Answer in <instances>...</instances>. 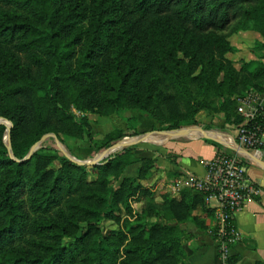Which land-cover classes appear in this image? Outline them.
Wrapping results in <instances>:
<instances>
[{"label":"trees","instance_id":"obj_1","mask_svg":"<svg viewBox=\"0 0 264 264\" xmlns=\"http://www.w3.org/2000/svg\"><path fill=\"white\" fill-rule=\"evenodd\" d=\"M239 32L264 38V0H0V118L12 124L9 143L0 124V264H191L181 226L209 231L214 209L193 191L158 201L140 183L155 161L135 157L138 143L92 167L56 146L25 158L49 134L93 154L139 135L133 116L132 135L97 139L90 116L211 130L205 112L237 131V98L264 94V41L255 61L228 58Z\"/></svg>","mask_w":264,"mask_h":264},{"label":"crops","instance_id":"obj_2","mask_svg":"<svg viewBox=\"0 0 264 264\" xmlns=\"http://www.w3.org/2000/svg\"><path fill=\"white\" fill-rule=\"evenodd\" d=\"M240 34L241 36H253L255 37V41H264L262 40L263 37L255 32H241ZM237 48L240 49V46H237ZM243 52L239 50L235 53L242 55L240 58H237L235 55V59H233L230 57L232 54H229L228 58L234 62L240 59L246 62L253 59L256 60V57H253L251 53L249 59L245 58V53ZM157 125L156 122H149L151 129H156ZM144 128V131L147 132L143 133L150 132L145 126ZM203 130L207 132L211 130L219 131L223 139L225 138L229 143L237 142V131L226 128L224 125L214 127L211 130ZM193 131L199 132L196 129L191 132ZM154 132L161 133L156 130ZM167 134L168 137L160 140V143L154 141L148 142L144 138L145 136H142L144 139L137 142L138 146L135 151L137 159H153L155 161L149 177L146 180L140 181V183L144 187L149 188L158 201L161 200L163 194H170L172 197L178 198L183 191H191L184 186L177 188L176 183L190 176L203 177L206 174L204 166L206 161L226 154L227 150H232L212 138L202 137L200 132L195 134L197 137H190L188 134L175 135L170 132H167ZM198 134L200 135L198 136ZM262 140L264 141V135ZM228 155L231 154L229 153ZM243 159L246 162V179L248 184L260 187L262 195L254 199L242 212L235 216L234 224L241 232V239L232 247L231 254L234 260L233 264H264V167L253 164L247 158ZM259 160L264 163V149ZM141 166V163L131 165L127 168L125 176L135 177ZM202 218L206 221L209 229L215 226V214L212 217L202 214ZM181 228L184 235L182 245L191 264H221L218 246L208 231L198 229L192 222L185 223Z\"/></svg>","mask_w":264,"mask_h":264},{"label":"built area","instance_id":"obj_3","mask_svg":"<svg viewBox=\"0 0 264 264\" xmlns=\"http://www.w3.org/2000/svg\"><path fill=\"white\" fill-rule=\"evenodd\" d=\"M237 104V111L244 118L245 125L237 130L236 143L247 151L250 157L235 151L233 155L216 156L205 162L206 174L203 177L190 176L176 183L177 188L184 186L201 194L206 204L215 209L216 223L208 233L218 246L221 264H233L232 247L241 239V232L234 224L235 216L262 195L260 187L248 184L246 167L241 158H247L255 165L260 161L259 157L264 149L263 95L247 93L237 98ZM233 143L229 145L234 146ZM111 154L105 155V159Z\"/></svg>","mask_w":264,"mask_h":264},{"label":"rangeland","instance_id":"obj_4","mask_svg":"<svg viewBox=\"0 0 264 264\" xmlns=\"http://www.w3.org/2000/svg\"><path fill=\"white\" fill-rule=\"evenodd\" d=\"M227 32H229V31H227ZM240 33L241 32L231 34L229 37V40H230L232 46L236 50L235 52L237 53L239 50L244 51L243 52V53H245L244 57L247 59H249L251 57L250 53L253 54V57H256V60H257V57L260 58L263 53L256 51L257 48L255 47V45H256L257 40L255 41V37L246 36V35L241 36ZM262 40H264V38H262ZM237 46H240V49H238ZM235 55L237 58H240L242 56V55L234 53V54L230 55V57L235 59ZM240 60L244 61L243 59H240ZM240 60L236 61L238 63L237 64L238 68H240V62H241ZM251 61H255V59L247 61V62H251ZM73 111L77 115V117H79V118L83 117V115H84L83 113H81L79 111H76V110H73ZM133 116L135 119L137 118V121H134V123H132L133 126L137 128L136 132L138 134H140V136H143V137L145 136L144 138L148 142L154 141V142L160 143V140L168 137L167 131H162L160 125H157L156 129H151L149 126V122L154 123V121L151 119H148L146 116H142V115L137 114V113H131L130 112V113H126V114H123L120 116H114L111 118H98L96 116H90L89 118L93 122V134H94L95 138L102 139L104 137V135H106L107 133H109L115 129H125L124 131L127 133V135H132L134 133V131L129 129L131 127V125L127 122V119L130 117L132 118ZM198 120L203 125H206V126L209 125V126H213L215 128L219 127V126L221 127L222 125H224V121L221 119V117H218V116L215 117L212 115H208L205 112L200 113V115L198 116ZM3 125L8 126L9 124L6 123ZM144 126L150 130L149 133H143V132H147V131H144L145 130ZM154 130L159 131L161 133H156V132H154ZM210 132H213L212 133L213 137L220 139L222 142H225V144H228V145L230 144L225 140V138L223 139V137L220 135L221 133L219 131L211 130ZM197 133H199V132L193 131V132H188L187 134H188V136L191 137V136H195V134H197ZM199 135L200 134H198V136ZM135 137H139V136H137V135L136 136H128V138L125 142H132L135 139H129V138H135ZM157 137H159V138H157ZM195 137H197V136H195ZM57 142L63 148V150L59 148ZM53 146L58 147L64 155H71L75 159L83 160V161L93 160L96 156L103 154L106 150H108V149H106L105 151L100 152L98 154H93V151L89 146V143L86 141L67 139L65 141V144H64L58 138L56 140L53 137H49V138L45 139L43 142H41L39 144V147L37 150H39L42 147L52 148ZM58 166H59L58 163H54V165H53L54 168H57ZM85 166L92 167L90 165H85ZM134 208H135V210L139 211L140 205L134 204ZM103 227L105 229H109V228H115V225H113L111 222L107 221V222L103 223Z\"/></svg>","mask_w":264,"mask_h":264},{"label":"water","instance_id":"obj_5","mask_svg":"<svg viewBox=\"0 0 264 264\" xmlns=\"http://www.w3.org/2000/svg\"><path fill=\"white\" fill-rule=\"evenodd\" d=\"M6 123H8L9 125L7 126V127H8V131L6 132V135H5V142H6V143H7V142L9 143V142H10L9 131H10V128L12 127V124H11L10 122L4 120V119H0V124H6ZM195 129L198 130V131L201 133V136H202V137H205V138H212V139L216 140L217 142H219V143H221V144H223V145L228 146L230 149L234 150L235 152H241V153H243V154H245V155H247V156L250 157V154H249L247 151H245V150H243L242 148H240L239 145H237L236 142L233 143L234 146L227 145V144L223 143L222 141H220V140L216 139L215 137H213V136H212V135H213V134H212L213 132H207V131H204L202 128H199V127H195V128H184V129L177 130V131H170V133L175 134V135H183V134H187L188 132H191V130H195ZM49 137H53V138H55V139L57 140V137H56L55 135H53V134H49V135L44 136L43 139H42L37 145H35V146L32 148L31 152H30L29 155L25 158V160L30 159L31 156L37 151V149H38V147H39V144H40L41 142H43L45 139L49 138ZM127 138H128V137H126V138L123 139L121 142L115 144L114 146H112L111 148H109L108 150H106V151H107L106 153H104V154H100V155L96 156L93 160L83 161V160H77V159H75V158H74L73 156H71V155H66V156H67L70 160H72V161L78 163L79 165H90V166H95V165L100 164V162L103 161V160L106 158L105 155H107L108 153L111 154V153H114V152H116V151H118V150H121L123 147H125V146L127 145V143H137V142H139V141H143V139H144L142 136H139V137H135V138H129V139H135V140L132 141V142H125V141L127 140ZM57 143H58V142H57ZM58 146H59L60 149L63 150V148L59 145V143H58ZM8 149H9L10 153L12 154V150H11L10 144H8ZM115 149H116V150H115ZM112 150H115V151L112 152ZM257 164H258L259 166L264 167V163L261 162V161H257Z\"/></svg>","mask_w":264,"mask_h":264},{"label":"bare ground","instance_id":"obj_6","mask_svg":"<svg viewBox=\"0 0 264 264\" xmlns=\"http://www.w3.org/2000/svg\"><path fill=\"white\" fill-rule=\"evenodd\" d=\"M227 142H228V141H227ZM228 143H229V142H228ZM115 150H116V149H115ZM115 150H112V152L115 151Z\"/></svg>","mask_w":264,"mask_h":264}]
</instances>
